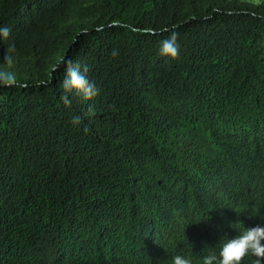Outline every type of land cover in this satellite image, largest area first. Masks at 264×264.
Listing matches in <instances>:
<instances>
[{"label": "trees", "instance_id": "16d2710c", "mask_svg": "<svg viewBox=\"0 0 264 264\" xmlns=\"http://www.w3.org/2000/svg\"><path fill=\"white\" fill-rule=\"evenodd\" d=\"M3 27L0 264H203L264 227V0H0ZM67 59L98 96L65 105Z\"/></svg>", "mask_w": 264, "mask_h": 264}, {"label": "clouds", "instance_id": "9594fccd", "mask_svg": "<svg viewBox=\"0 0 264 264\" xmlns=\"http://www.w3.org/2000/svg\"><path fill=\"white\" fill-rule=\"evenodd\" d=\"M11 30L7 27L0 28V41H8ZM177 36L172 34L161 44L160 54L169 59H178L179 45L177 44ZM14 49L11 45L6 49V55L3 61L12 62V52ZM65 65L66 76L62 82L64 96L62 97L65 105H70L68 94L75 92L76 95L82 97L85 101H90L99 94L98 88L90 82L86 75L81 71L79 64H73L71 59L62 60ZM83 72H87V67ZM3 83L11 85L15 83V77L11 74L0 75ZM74 125L80 124V117L72 119ZM252 255L256 258V264H262L264 261V227L256 226L246 229L233 239H227L220 248L219 256L208 255L204 257L203 264H242L245 257ZM173 264H191L188 258L183 256H175Z\"/></svg>", "mask_w": 264, "mask_h": 264}, {"label": "rangeland", "instance_id": "374dc122", "mask_svg": "<svg viewBox=\"0 0 264 264\" xmlns=\"http://www.w3.org/2000/svg\"><path fill=\"white\" fill-rule=\"evenodd\" d=\"M249 1L254 2V3H260V2L263 1V0H249ZM250 181H251V180H250Z\"/></svg>", "mask_w": 264, "mask_h": 264}]
</instances>
